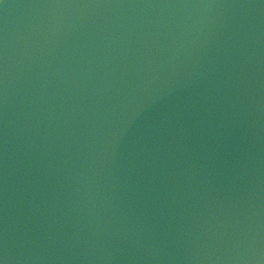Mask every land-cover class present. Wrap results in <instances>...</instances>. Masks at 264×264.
Segmentation results:
<instances>
[{
  "label": "water",
  "instance_id": "95a60500",
  "mask_svg": "<svg viewBox=\"0 0 264 264\" xmlns=\"http://www.w3.org/2000/svg\"><path fill=\"white\" fill-rule=\"evenodd\" d=\"M3 264H264V0H0Z\"/></svg>",
  "mask_w": 264,
  "mask_h": 264
},
{
  "label": "snow or ice",
  "instance_id": "6c2138e0",
  "mask_svg": "<svg viewBox=\"0 0 264 264\" xmlns=\"http://www.w3.org/2000/svg\"><path fill=\"white\" fill-rule=\"evenodd\" d=\"M0 264H3V260L2 259H0Z\"/></svg>",
  "mask_w": 264,
  "mask_h": 264
}]
</instances>
